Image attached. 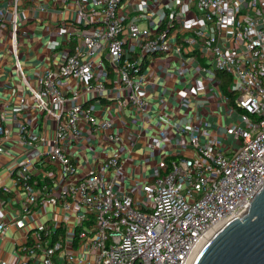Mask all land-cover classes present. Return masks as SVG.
Here are the masks:
<instances>
[{
  "label": "built area",
  "instance_id": "built-area-1",
  "mask_svg": "<svg viewBox=\"0 0 264 264\" xmlns=\"http://www.w3.org/2000/svg\"><path fill=\"white\" fill-rule=\"evenodd\" d=\"M27 1L35 2L38 20L53 25L61 39L56 64L37 85L29 83L19 56L22 0H9L0 19L10 26L15 66L33 97L22 95L20 104L40 112L54 133L40 136L48 150L18 161L12 187L3 189L26 190L29 213L33 205L57 209L45 221L34 211V227L0 214V241L11 226L27 231L19 248L24 257L14 264H193L213 232L245 213L264 183V0ZM160 6L168 14L163 11L153 27ZM187 6L199 17L197 25L188 23ZM186 53L194 55L200 82L212 85L233 120L224 126L233 144L217 142L222 126L193 123L191 154L166 161L137 197L119 190L124 165L117 154L98 170L79 171L65 140L81 137L84 123L120 140L109 132L113 122H99L88 100H80L113 99L147 114L149 103L136 89L147 80V59L178 54L183 66ZM218 71L232 77L233 97L221 83L213 85ZM18 125L33 145L32 121Z\"/></svg>",
  "mask_w": 264,
  "mask_h": 264
},
{
  "label": "crops",
  "instance_id": "crops-1",
  "mask_svg": "<svg viewBox=\"0 0 264 264\" xmlns=\"http://www.w3.org/2000/svg\"><path fill=\"white\" fill-rule=\"evenodd\" d=\"M34 3L22 0L24 6L19 12L21 25L18 47L26 77L35 86L44 72L56 64L61 39L53 31V25L38 20L41 13ZM8 6L9 0H0V9ZM182 8L187 13L188 23L197 25L199 17L190 11V7ZM157 10L158 17L154 19L153 27L161 23V15H165L163 11L168 14L161 6ZM147 24L146 21L141 23L142 26ZM161 27L166 28V24L162 23ZM178 29L170 28V32L176 35ZM9 31L8 22L0 19V214L6 220L23 218L30 227H34L38 223L34 211L39 209L43 213L41 219L45 221V216L51 215L57 208L33 205L29 213L25 208L27 191L12 188L13 191L9 192L3 187H12L18 161L48 150V145L42 144L40 136L52 137L54 131L45 126L40 112L23 109L20 104L22 95L30 99L33 97L27 92L15 66ZM185 57L188 59L183 66L178 54H155L147 59V80L144 84L136 85V89L144 94L149 103L147 114L131 106H120L113 99H88L86 96L80 100H88L99 122L110 119L113 126L109 132L119 135L120 140H109L105 131L97 132L84 123L81 137L65 140V147L79 171L88 173L98 170L106 157L117 154L124 165V175L118 184L120 192L142 196L140 187L159 173L167 158L191 154L189 145L193 123L217 129L219 125L224 127L233 121L225 114L218 94L210 88L212 85L207 86L205 83V87L200 82V65L194 66L191 61L194 55L186 53ZM212 83L219 85L221 79L216 75ZM128 92L130 88L122 91V94ZM25 120L33 123V145L25 142L18 125L19 121ZM217 137V142L223 145L233 144L222 129L218 130ZM203 139L207 140L206 137ZM136 186H139L137 190ZM26 241L25 229L14 226L8 228L0 241V264H14L24 257L19 248Z\"/></svg>",
  "mask_w": 264,
  "mask_h": 264
},
{
  "label": "water",
  "instance_id": "water-1",
  "mask_svg": "<svg viewBox=\"0 0 264 264\" xmlns=\"http://www.w3.org/2000/svg\"><path fill=\"white\" fill-rule=\"evenodd\" d=\"M193 264H264V183L247 211L225 223Z\"/></svg>",
  "mask_w": 264,
  "mask_h": 264
},
{
  "label": "trees",
  "instance_id": "trees-1",
  "mask_svg": "<svg viewBox=\"0 0 264 264\" xmlns=\"http://www.w3.org/2000/svg\"><path fill=\"white\" fill-rule=\"evenodd\" d=\"M217 76H218V78L221 79L222 88H223V91L225 92V94L231 95L233 97L235 94L234 91L229 90V86L232 83V77L223 71H218ZM172 158H176V157H169V158H167L166 161L169 162Z\"/></svg>",
  "mask_w": 264,
  "mask_h": 264
},
{
  "label": "rangeland",
  "instance_id": "rangeland-1",
  "mask_svg": "<svg viewBox=\"0 0 264 264\" xmlns=\"http://www.w3.org/2000/svg\"><path fill=\"white\" fill-rule=\"evenodd\" d=\"M222 131L225 132V131H226V128L223 127V128H222ZM70 138H71V137L68 136V137H67V140H69ZM62 139H63V138H62ZM138 188H139V186H136V187H135V190H137ZM140 188L142 189V187H140ZM141 193L143 194V192H141ZM49 216H50V215H49ZM49 216L46 215V216H45L46 219H48ZM57 219H59V220L62 219V216H61L60 214H57ZM71 231L73 232V231H74V228H72ZM69 250H70V251H73V247H70Z\"/></svg>",
  "mask_w": 264,
  "mask_h": 264
},
{
  "label": "bare ground",
  "instance_id": "bare-ground-1",
  "mask_svg": "<svg viewBox=\"0 0 264 264\" xmlns=\"http://www.w3.org/2000/svg\"><path fill=\"white\" fill-rule=\"evenodd\" d=\"M215 233H216V232L214 231L213 234H215ZM213 234H212V235H213Z\"/></svg>",
  "mask_w": 264,
  "mask_h": 264
}]
</instances>
